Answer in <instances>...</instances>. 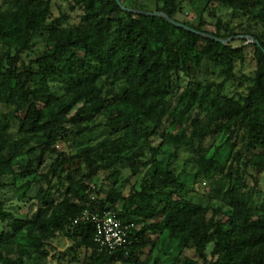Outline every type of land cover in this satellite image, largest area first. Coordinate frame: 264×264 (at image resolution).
Returning <instances> with one entry per match:
<instances>
[{
	"label": "trees",
	"instance_id": "obj_1",
	"mask_svg": "<svg viewBox=\"0 0 264 264\" xmlns=\"http://www.w3.org/2000/svg\"><path fill=\"white\" fill-rule=\"evenodd\" d=\"M120 2L190 29L116 0H0V193L12 176L18 200L37 206L33 216L17 215L0 198V264H52L51 257L55 264H147L145 251L157 244L180 250L172 264H264V191L257 178L249 184L251 169L264 173V0ZM65 3L81 11L79 21ZM218 11L246 21L236 25ZM209 35H250L259 44ZM39 37L43 49L30 57ZM246 62L248 85L234 92L238 63ZM16 119L13 134L8 125ZM100 129L108 135L86 138ZM72 136L80 145L69 154L59 145ZM35 138L37 148L18 149ZM181 150L223 176L210 202L187 197ZM120 165L133 175L145 171L127 194ZM101 171L113 185L93 198ZM85 209L134 223L133 242L99 250L95 225L73 224ZM58 236L70 245L52 253Z\"/></svg>",
	"mask_w": 264,
	"mask_h": 264
},
{
	"label": "rangeland",
	"instance_id": "obj_2",
	"mask_svg": "<svg viewBox=\"0 0 264 264\" xmlns=\"http://www.w3.org/2000/svg\"><path fill=\"white\" fill-rule=\"evenodd\" d=\"M68 10H70V14L73 16L74 21H79L81 16V11L78 9H70L68 4L65 3ZM55 13H58V11H55ZM218 13L226 20H231L234 24L238 25L240 22H245L246 18L243 17L241 14L234 15L231 11H218ZM207 28L209 30L214 29V23L212 22V18L207 17ZM33 50L31 51V56H34L37 52L41 51L43 49V38H35L33 45ZM238 78L234 81V85L232 86V91L234 92H242L245 90V87L248 85V78L244 77V74L246 76H249L250 73V65L248 62L245 64L238 63ZM242 82V85L239 86V84ZM260 106V104H259ZM6 121L3 120L2 124L5 125ZM20 121L17 119L14 120L11 124L8 126V131L10 133L16 134L18 127H19ZM95 135V136H94ZM94 135H87L86 138L90 139L93 138L94 141H97L105 136L108 135V130L106 129H100ZM83 138L82 140L85 142ZM160 138H155L154 144L157 145L160 142ZM210 140L208 139L205 141L207 145L210 144ZM38 140L37 138L31 139L30 143L21 145V147H18V149L22 150L24 153H27L31 151L33 148L38 147ZM80 141H77L74 136L70 137V139L62 142L59 145V148L66 151V153H74L76 149L79 147ZM132 144H126V147H130ZM195 153L192 150H181L179 152V159H178V170L182 171L185 175H183V180L188 185V190L186 191L187 197L194 200L197 203H203L206 204L209 201V192L212 190L213 187H221L224 185L225 180L222 175L214 174V172L206 173V170L203 168H200L196 166L195 164ZM20 161H23L22 159ZM24 162V161H23ZM122 168V176L120 179V184L122 186L123 191L127 194L129 191V188L131 185L136 184L139 186L140 182L142 181L145 171L143 173H139L137 175H133L132 171L129 167L120 165ZM196 174L198 175L196 178ZM257 176V177H255ZM255 178L258 179V185H255ZM3 181L9 183V186L6 187L3 192L0 193V198L6 201V209L14 214L17 215H30L33 216L36 213L37 206L35 205V201L33 199H29L28 201H19L15 192V186L13 183L12 176H5ZM23 182V180L19 179L16 182V185H20ZM249 184L255 185L256 189L264 191V173L258 172L256 173L255 170H250V176H249ZM113 185L112 179L109 176L108 172L101 171L98 174V181L96 183L95 192L92 194L93 197H104L105 192L111 188ZM37 192V186H34L30 191V196H34ZM255 200H259L260 196H255ZM212 203L215 206H221L219 202L214 199ZM222 208L225 210L226 206L222 205ZM2 227L0 223V228ZM151 238H154L157 236L156 234H151ZM49 250L53 253L55 250L57 251H63L68 245H70V239L65 236H58L50 241ZM160 245L157 244L152 248L151 246H148L146 249L142 259L147 264H154L156 260H159L160 264H172L175 262V258L177 254L179 253V249H176L174 246H170L165 249H161ZM162 247V246H161ZM212 244L208 246V249H211ZM14 248V247H12ZM12 251V249H11ZM13 253V251L11 252ZM188 255H193L192 251H186ZM52 258V264L56 263V260ZM114 264H124L121 262H116Z\"/></svg>",
	"mask_w": 264,
	"mask_h": 264
},
{
	"label": "built area",
	"instance_id": "obj_3",
	"mask_svg": "<svg viewBox=\"0 0 264 264\" xmlns=\"http://www.w3.org/2000/svg\"><path fill=\"white\" fill-rule=\"evenodd\" d=\"M83 222H91L95 225L94 241L101 251L114 253L133 242L132 228L135 224L123 222L115 211L106 210L100 213L96 210L85 209L74 218L73 224Z\"/></svg>",
	"mask_w": 264,
	"mask_h": 264
},
{
	"label": "water",
	"instance_id": "obj_4",
	"mask_svg": "<svg viewBox=\"0 0 264 264\" xmlns=\"http://www.w3.org/2000/svg\"><path fill=\"white\" fill-rule=\"evenodd\" d=\"M119 5L122 6L123 9L125 10H128V11H134V12H137V13H143V14H147V15H164L171 23L179 26V27H185L186 29H190L188 26L180 23V22H177L175 20H173L172 18H170L166 13L164 12H161V11H142V10H137V9H131V8H126L125 6L122 5V3L120 2V0H116ZM209 37L217 40V41H220L222 43H227L229 40L235 38V37H241V38H246L248 39L249 41H254L255 43L259 44V41L254 39L253 36H250V35H238V36H232L228 39H220V38H216L215 36H212V35H209Z\"/></svg>",
	"mask_w": 264,
	"mask_h": 264
}]
</instances>
